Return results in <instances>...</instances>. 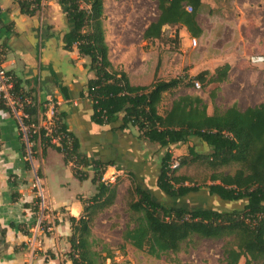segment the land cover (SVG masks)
I'll return each mask as SVG.
<instances>
[{"label": "trees", "instance_id": "trees-1", "mask_svg": "<svg viewBox=\"0 0 264 264\" xmlns=\"http://www.w3.org/2000/svg\"><path fill=\"white\" fill-rule=\"evenodd\" d=\"M15 1L21 13L33 15L42 0ZM58 1L71 24L63 36L64 47L68 50L75 47L80 56L88 57L89 68L94 73L88 80L86 90V96L92 101L93 121L105 126L121 116L124 127H136L141 137L165 149L156 179V190L169 199L199 192V186L185 185L188 178L177 175V171L184 165L200 162L214 170L211 176L213 183L206 186L210 196L227 202L244 201L242 208L186 209L157 199L149 188L132 179L130 192L133 196L128 203V211L134 225L127 226L123 231L124 243L158 258L169 252H178L185 242L194 237L227 239L223 250L224 264H239L242 258L244 264H264V103L244 110L233 103L224 110L209 114L203 99L192 94L173 100L170 108L161 114L158 107L165 92H172L180 86H192L195 80L206 84L225 82L230 65L225 63L218 66L212 74L208 70L202 71L186 78V81L180 77L167 81L154 78L148 85H132L127 74L115 69L108 57L103 25L104 0ZM155 1L159 16L144 30V40H165L162 28L167 25L184 26L194 38L202 35L196 16L205 5L204 0ZM231 1L219 0L216 4L218 7H227ZM188 7L191 11L187 10ZM1 54H4L2 45L0 62L3 59ZM11 93L20 102L26 115L23 122L38 126L39 104L31 90H25L22 81L14 75ZM27 98L30 102H26ZM0 109L11 112L1 97ZM60 128L72 138V150L67 154L45 136L42 126L31 133L29 142L35 143L39 138L43 152L46 147L56 149L63 154L66 163H73L75 176L88 177L81 167L93 162L80 157L76 140L62 121L61 113ZM196 139L206 143L210 150L199 152L189 146L188 153L177 159L169 151L171 145ZM31 155L36 156L34 144L31 146ZM93 165L101 167L99 162ZM231 167H235L232 173L217 172L220 168ZM104 172L105 168H100L91 177L96 191L93 196L81 200L83 214L78 218H69L71 235L67 255L72 264H102L112 257L106 245L93 237L91 232L95 215L112 205L116 197V186L102 181ZM38 201L36 197L35 202ZM98 245H101L99 249ZM104 251L106 254L103 256Z\"/></svg>", "mask_w": 264, "mask_h": 264}, {"label": "crops", "instance_id": "crops-1", "mask_svg": "<svg viewBox=\"0 0 264 264\" xmlns=\"http://www.w3.org/2000/svg\"><path fill=\"white\" fill-rule=\"evenodd\" d=\"M153 3L155 19L141 25L146 15L144 9ZM247 4L251 7L250 2ZM257 8V12L262 13L263 0ZM158 16L155 0H104L103 25L108 57L115 69L127 74L132 85H148L154 78L167 81L180 77L186 81L205 70L212 74L218 66L228 63V79L237 80L239 89L248 56L264 54V37L251 42V35L259 29L264 32V27L228 28L230 26L221 24V28H204L197 15L196 21L202 30V35L195 38L197 45L200 42L203 48L209 44L214 46L237 31V42L243 47L222 52L207 48L205 55L211 61L196 70L198 64L191 66L186 62V50L193 47L194 37L184 26L162 28L166 37L163 41L143 39L144 30ZM217 20L223 22L220 18ZM111 21H115V28H106ZM70 28L58 0H42L33 15L21 13L15 0H0V45L4 49L1 66L19 78L25 90H31L41 110L40 123L44 112L42 105L49 98L56 100L62 121L76 140L80 157L101 165L96 167L91 163L81 167L88 177L79 178L74 175L73 163H66L62 153L52 147H46L43 152L39 138L31 143L36 146V156L29 158L24 153L27 146L19 132L18 120L10 111L0 109V229L5 240L0 264H72L67 255L71 235L69 218L82 215L81 200L95 194V185L91 182L94 173L105 168L103 177L109 178L126 171L131 180L143 187L155 186L159 175L165 149L141 137L136 127H124L121 116L105 126L93 121L92 101L86 96V90L94 73L89 68L88 57L80 56L75 47L65 49L63 36ZM175 35L182 55L169 50L167 37ZM250 75L248 73L247 77ZM182 88L185 89L181 90L180 86L163 94L158 107L161 114L170 108L173 100L193 94L186 86ZM204 145L209 149L206 143ZM36 178L44 192V225L38 223ZM101 215L91 228L94 237H100L94 229ZM45 224L51 225V230L43 229Z\"/></svg>", "mask_w": 264, "mask_h": 264}, {"label": "rangeland", "instance_id": "rangeland-1", "mask_svg": "<svg viewBox=\"0 0 264 264\" xmlns=\"http://www.w3.org/2000/svg\"><path fill=\"white\" fill-rule=\"evenodd\" d=\"M216 1L219 0H204L205 5L202 6L198 13L199 21L204 28H221L222 25L230 26L228 28H238V26L240 28L264 27V8H262V13L257 12L260 0H232V2H235V5L234 3H231V5L229 3L226 7L227 10H224L225 6L218 7ZM249 2L251 7L247 4ZM190 9L189 7L187 8L188 11H191ZM144 12H146V15L142 17L141 25H145L149 21L155 19V4L153 3L152 5L149 4L146 6ZM218 18L223 20V22L217 20ZM115 24V21H111V24L106 28H115ZM163 28L168 27L164 26ZM169 28H180V26H169ZM238 37L239 33L236 31L230 35L228 34L220 43L214 44V46L209 44L206 47L209 51L213 52L219 50L222 52L230 49L239 50L243 45L237 42ZM259 37H264L263 29H259L251 35V42L255 43ZM168 43L169 50L172 51V53L183 54L179 49L180 45L176 35L170 37ZM201 44L204 45V43ZM207 48H203L200 42H198V45L194 48L189 47L188 50H186V62H189L191 66L198 64L196 70L200 69L203 64L211 61V59H207L205 55L207 54ZM201 57L203 59H201ZM211 63H213V61ZM244 69L246 72L243 74V78L240 81L241 87L239 89L237 83H235L237 82L235 79H227V81L222 83L208 84L197 80L200 83L199 89L195 88L194 83L192 86L186 87V89L193 91V94L198 93L207 105V110L210 113L216 110L221 111L226 109L232 104L234 99H236L239 109L264 103V64L253 66L247 61L245 62ZM247 72L251 74L248 77ZM207 78H209V76H207ZM182 87L185 86H181V90H184L185 88ZM29 146L31 147V144ZM189 146H193L196 151L199 152H208L210 150V148L207 149L203 142L196 139L185 144L175 145L172 148L169 147V151L173 154V157L177 159L188 153ZM30 147H26L25 150L29 158L32 157ZM174 163L176 164L177 161ZM234 170L235 167L220 168L217 172L232 173ZM213 171L214 170L200 162L182 166L177 171V175H183L188 178L185 185L199 186L201 190L179 199H169L164 194L159 193L155 186H148L147 188L151 190L152 194L157 199L168 201L169 204L172 202V205L186 209H193L196 207H207L219 210L242 208L244 201L227 202L220 200L216 196H210L207 193L206 186L213 183L211 179ZM109 178L107 176V180H109ZM35 180L36 185L41 184L39 180L37 181V178ZM107 182L116 186L115 200L112 205L95 215L91 225L92 228L95 219L102 213L99 219H97L96 228L94 229L101 238L97 236H95V238L97 237L100 239L110 250L112 255L111 258L106 259L102 264H224L223 250L227 239L215 240L194 237L190 241L185 242L178 252H169L158 258L152 257L143 251L136 250L129 244H125L122 239L123 231L127 226L134 225V222L130 220V213L128 211V203L133 196L130 192L132 186L131 178L126 171H121L117 176H114V179ZM35 190L37 192V187ZM123 244L125 245L124 249H121ZM100 246L101 245H98L97 249H99ZM105 254L106 251L102 253L103 256ZM239 264H244V258L240 260Z\"/></svg>", "mask_w": 264, "mask_h": 264}, {"label": "built area", "instance_id": "built-area-1", "mask_svg": "<svg viewBox=\"0 0 264 264\" xmlns=\"http://www.w3.org/2000/svg\"><path fill=\"white\" fill-rule=\"evenodd\" d=\"M190 9V8H189ZM191 10V9H190ZM191 45L195 47L197 45V40L192 38ZM3 54H1V58ZM247 61L250 65L259 66L264 64V54H251L248 56ZM194 86L196 89L200 88V83L198 81L194 82ZM13 89V75L10 74L7 70H5L1 66L0 62V97L3 99L5 105L10 108L11 113L18 120L19 124V132L21 137L26 142L27 148H29L31 142H29V136L32 132H35L39 127H43L45 130V136L50 138V141L59 146L61 150H63L66 154L72 150V138L64 133L60 128V111L58 108V103L53 98H49L47 102H45L43 107V117L41 118V123L38 126L35 125H27L23 122V118L26 115L22 111V106L19 101H17L11 93ZM26 102H30V99L27 98ZM32 129V131H31ZM31 148V147H30ZM172 166H175L173 164ZM114 177H110L109 180L107 178L102 177V181L106 182L111 181ZM37 197L39 201L37 202V208L39 210V224H43V212L45 211V198L44 192L40 184L37 185ZM44 225V224H43ZM52 226L49 224H45L44 228L46 231L51 230Z\"/></svg>", "mask_w": 264, "mask_h": 264}, {"label": "flooded vegetation", "instance_id": "flooded-vegetation-1", "mask_svg": "<svg viewBox=\"0 0 264 264\" xmlns=\"http://www.w3.org/2000/svg\"><path fill=\"white\" fill-rule=\"evenodd\" d=\"M4 241V247H5V240H4V233L2 232V230L0 229V245L1 242ZM1 248V247H0Z\"/></svg>", "mask_w": 264, "mask_h": 264}, {"label": "water", "instance_id": "water-1", "mask_svg": "<svg viewBox=\"0 0 264 264\" xmlns=\"http://www.w3.org/2000/svg\"><path fill=\"white\" fill-rule=\"evenodd\" d=\"M0 247H1V248H0V252H1V251L3 250V248H4V241L1 242Z\"/></svg>", "mask_w": 264, "mask_h": 264}]
</instances>
